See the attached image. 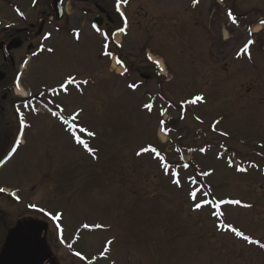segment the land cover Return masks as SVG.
<instances>
[{
	"label": "rangeland",
	"instance_id": "1",
	"mask_svg": "<svg viewBox=\"0 0 264 264\" xmlns=\"http://www.w3.org/2000/svg\"><path fill=\"white\" fill-rule=\"evenodd\" d=\"M70 1L76 17L61 25L90 32L100 0ZM103 1L109 10L117 2ZM130 1L124 9L128 34L115 36L126 66L106 59L113 49L105 50L109 43L98 35L79 34L72 41L67 32L59 38L71 44L51 42L49 54L16 69L23 88L35 92L74 78L77 83L67 85V92L59 89L51 98L64 115L79 111L77 123L95 133L82 134L94 155L46 113L22 111L30 126L21 131L17 150L2 160L0 184L28 185L24 201L29 208L40 205L45 215L27 208L28 218L47 223L44 240L60 264H264L259 246L264 244V0H185L190 8L182 0ZM7 2L23 11L33 4ZM5 4L0 18L12 15ZM47 4L40 2L38 10L27 5L24 18L34 21L42 9L46 15ZM248 41L253 42L248 53L241 52ZM146 55L162 61L165 72L154 62L149 66ZM196 95L204 99L184 103ZM40 97L34 102L43 109ZM149 103L151 110L144 108ZM10 114L6 124L0 122V157L17 129L18 119ZM148 145L164 157L169 174L154 153L136 155ZM171 170L180 187L171 182ZM194 187L210 191L208 199L241 204H222V215L212 216L210 206L193 207L187 192ZM200 198L202 192L197 202ZM12 207L8 215L14 220L21 206ZM220 224L258 243L249 244Z\"/></svg>",
	"mask_w": 264,
	"mask_h": 264
},
{
	"label": "flooded vegetation",
	"instance_id": "2",
	"mask_svg": "<svg viewBox=\"0 0 264 264\" xmlns=\"http://www.w3.org/2000/svg\"><path fill=\"white\" fill-rule=\"evenodd\" d=\"M67 0H60L59 2V9L60 18H57V15H55L54 8L51 6V8H48V12H46V15L44 14V10H40V18H36L34 21H28V20H21V21H6L5 24L2 25L0 21V71L4 73V78L0 80V122L6 124L8 120H6L7 112H10L12 115V112L15 116V120L17 119V111L19 108L22 107H29L30 105L26 104L28 103V98L35 99L41 96V94H47L49 93V90L42 89L40 92L30 94L27 99L19 98L18 95L14 94L13 92V86H14V80H15V72L17 67L19 66L21 60L27 58L26 56L29 55V58L32 59L31 53L35 51L36 48L42 45V42L46 40L47 38L54 37V41L58 44L65 45L68 43V41L65 43L62 41V39L59 38L60 34H67L72 37V34H82L84 38L88 39L90 35H92V24L94 23V20H98L100 23L98 29L107 30L113 25L117 19L116 15L114 14L113 6L112 10H109L108 5L105 4L103 0H100L99 3L95 4V14L92 17V20L89 21L88 27L89 30H85L83 28H70L67 29L61 25L62 23H69L71 21V18L76 17L75 9L72 8V5ZM107 3V2H106ZM68 6V7H67ZM109 26V27H108ZM116 29V27L114 28ZM72 41H74L73 38H71ZM71 41V42H72ZM9 43L19 44V46L15 49H7V45ZM124 62H126V58L123 59ZM146 62V61H143ZM141 69L138 70L139 76L145 77L142 72H140ZM28 92H32L31 89H28ZM35 95V96H33ZM43 104H47L46 100L41 101ZM49 107H57L55 103L48 104ZM17 121V120H16ZM1 160V157H0ZM4 185L0 184V189H2ZM28 185L23 184H17L14 187L10 188V191L12 190L15 192L16 199H12L10 196H7L2 191H0V252L2 251L4 240L7 232L11 229V227L14 226H22L23 229H27L26 227L31 221L28 218L27 215V203L24 201L26 199V196L28 197V191L27 188ZM24 198V199H23ZM1 199L4 200L5 204H1ZM26 201H28L26 199ZM18 204L21 206L20 210L15 211L16 215L13 220V218L8 217L6 214H11L12 211H10L8 208L12 210V205ZM6 206L8 208H6ZM36 206L40 207V205L36 204ZM5 208V210L3 209ZM8 210V211H7ZM3 214V216H1ZM13 222V224H12ZM10 223L12 226H10ZM34 222H32V225ZM31 225V226H32ZM46 242L44 240H39V243L34 250V254H32L29 258L32 259L33 257L36 258L38 250L40 249V245H44ZM45 261H43V259ZM48 258H51V255L49 252L44 253L39 257L38 260L32 261L33 264H48ZM29 259V260H30ZM51 261H56L55 258Z\"/></svg>",
	"mask_w": 264,
	"mask_h": 264
},
{
	"label": "snow or ice",
	"instance_id": "3",
	"mask_svg": "<svg viewBox=\"0 0 264 264\" xmlns=\"http://www.w3.org/2000/svg\"><path fill=\"white\" fill-rule=\"evenodd\" d=\"M121 3H127V0H117V4H116L117 11H119L120 4ZM196 3H197V0H193V4H196ZM121 15H123V13H121ZM228 16H229V18H232L233 19V22L235 23V19L233 18L231 12L228 13ZM262 23H264V22H262ZM119 31L123 33L125 31V29L124 28H120ZM251 43H253V42L252 41H248L247 43H245L243 45V48L241 49V52L248 53L249 45ZM49 51H52V49H49ZM237 55H240V52H238ZM149 59H151V57H149ZM117 63H121V61L118 59L117 60ZM158 63L159 62H157V64ZM73 83H75V80H74V78L71 75H69L66 78V80L59 85V87L61 89L66 90L67 85L73 84ZM83 83L86 84V83H88V81H83ZM129 87L130 88H135L136 86L134 84H131V85H129ZM52 91L55 92V89H52ZM203 99H204V97L202 95H196L191 100L184 101V103H192V104H195V103H197L199 101H202ZM152 107L153 106L150 103L144 105V108L147 109V110H151ZM79 114H80L79 111H76V112H73L68 117H65V116L61 115L60 116V120L62 121L63 124H65V125L68 126V130L70 132H72L73 138L75 139L76 143L83 145L84 148L90 154H93L94 155V150L92 148H90L88 146V144L83 139H81V137L79 135H76V133L74 131L77 128V125H76L75 121L78 118ZM161 114H163V112H161ZM52 115L55 116V115H57V113L53 112ZM197 119H199V117H197ZM160 125H161V131H166L164 129V127H163V125H164V121L163 120L160 121ZM20 126H21V128L24 127V119H23V117H21V119H20ZM214 130H215V128H214ZM79 131L81 133L87 132V134L89 136H94L95 135L94 132H90V131H88L85 128H79ZM221 135H227V133H221ZM16 143L17 144L19 143V139H17ZM16 150H17L16 147L13 146L12 149H11V151L8 153V155L11 156ZM200 151L203 152L204 149L201 148ZM148 152L154 153L156 155V157L161 162V167H162L163 171L165 172V174H169V172H170V166H169V164L164 160V157L160 155V153L157 151V149L155 147H152L151 145H148V146H145V147H141L139 149V151L136 153V155L137 156H140L143 153H148ZM3 162L4 161L0 160V163H3ZM229 163L231 164V161H229ZM184 167L187 168L188 165L185 164ZM237 171H241L242 172V171H245V169L237 167ZM201 175H203V176L206 177V176L209 175V173L208 172H202ZM170 179H171V182L174 185H176L177 187H180L181 186V181L178 178V173L175 170H171ZM189 181H190L191 184H196V182H197L196 179L193 178V177H189ZM0 191H3V189H0ZM201 192L203 194V198H200L199 201L197 202L198 195ZM187 196H188V198L190 200H192L194 202L193 203V207L195 209L199 210V209L204 208L206 205L207 206H210V208L215 209V210L211 211V215L212 216H217V217L220 216V215H222V213L219 211L220 205L225 204V203L236 204V205H240L241 204V201H239V200H229V201H225L223 199H221V200H216L214 198L213 199H208V197L211 196V192L210 191H204L200 187H194V188L189 189V191L187 192ZM243 206L244 207H251V205H247V204H244ZM218 227L229 229L236 236L242 237V239L245 240V241H247L249 244H257L258 243V241L254 240V239H251L249 236L245 235L242 231H240V230L232 227L231 225H228V224H220V225H218ZM109 243H111V242H109ZM259 246L261 248H264V244H259ZM69 247H71V245H69ZM106 252H107V248H105V250L103 252H101L100 255L103 256V255H105ZM76 255L78 257H80L81 260L84 259V256L80 252H76ZM89 264H90V262H89Z\"/></svg>",
	"mask_w": 264,
	"mask_h": 264
},
{
	"label": "water",
	"instance_id": "4",
	"mask_svg": "<svg viewBox=\"0 0 264 264\" xmlns=\"http://www.w3.org/2000/svg\"><path fill=\"white\" fill-rule=\"evenodd\" d=\"M42 228L36 225L29 231H23L20 228L11 231L0 255V264H24L32 251L34 235H39Z\"/></svg>",
	"mask_w": 264,
	"mask_h": 264
},
{
	"label": "bare ground",
	"instance_id": "5",
	"mask_svg": "<svg viewBox=\"0 0 264 264\" xmlns=\"http://www.w3.org/2000/svg\"><path fill=\"white\" fill-rule=\"evenodd\" d=\"M152 60L155 61L156 63L159 62V63H158V66H159L160 71L165 72V71H164L165 69H164V67H163V63H162V61H159V60L157 61L156 58H154V57H152ZM161 139L164 140V139H165L164 136H162Z\"/></svg>",
	"mask_w": 264,
	"mask_h": 264
}]
</instances>
